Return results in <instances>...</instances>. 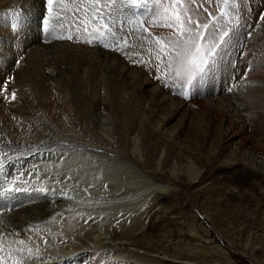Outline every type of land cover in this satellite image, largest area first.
Instances as JSON below:
<instances>
[{
	"label": "bare ground",
	"instance_id": "1",
	"mask_svg": "<svg viewBox=\"0 0 264 264\" xmlns=\"http://www.w3.org/2000/svg\"><path fill=\"white\" fill-rule=\"evenodd\" d=\"M157 1L163 2L54 0L49 6L47 0H0V264H76L87 260L85 252L90 248L81 238L66 236L61 225L65 216L59 217V225L51 221L57 211L54 204L18 206L21 199H46L44 192L36 189L49 188L44 174L50 175L52 170H36L35 160L41 153L50 158L48 148L56 149L54 144L59 152L68 149V154L77 155L76 163L88 159L96 169L112 163L105 156L93 155L91 148L96 152L118 150L125 157L135 155L142 167L159 172L162 163L169 162L172 175L179 170L176 163L185 161L190 188L201 186V175L213 171L215 178L235 183L230 193L233 205L240 197L264 205V26L259 30L255 20L264 1L253 5L243 0L239 16L246 19L244 26L224 32L226 35L225 22L218 17L233 16L231 1L222 2L223 14L222 5L216 8L212 16L217 11L220 14L206 30L199 31L204 38L197 37L200 50L193 52L197 62L202 57L206 63L192 78L176 76L177 64L169 65L183 42L181 48L173 47L171 42L178 34L156 23ZM49 7L52 12L45 15ZM46 16L49 20L42 29ZM93 16L104 17V23L91 19ZM16 24L19 26L13 30ZM139 38L149 41V53ZM222 71L226 81L218 78ZM72 110L75 115L69 123L66 112ZM52 158L53 162L60 159ZM49 164L46 162V167ZM61 170L56 171L65 175ZM5 175L8 178L4 179ZM84 181L79 185L89 187L94 178ZM242 182L253 185L252 189L240 186ZM56 199L62 208L66 205L64 196ZM206 204L200 206L207 219L215 214L213 219L221 223L231 215L229 224L237 223L232 209L225 212ZM246 209L244 217L249 218L253 212L250 206ZM146 213L144 210L133 224L125 223L121 231L113 226L109 231L129 245L160 253L162 249L155 245H160L159 241L144 243L143 235L135 236L144 227ZM82 221H78L80 235L90 239L91 229ZM203 223L208 234V225L205 220ZM20 238L26 244L18 243ZM172 249L164 255L178 264H200L194 249H177L179 255L187 252L188 259L183 260ZM92 254L88 257L94 263L100 254Z\"/></svg>",
	"mask_w": 264,
	"mask_h": 264
},
{
	"label": "rangeland",
	"instance_id": "2",
	"mask_svg": "<svg viewBox=\"0 0 264 264\" xmlns=\"http://www.w3.org/2000/svg\"><path fill=\"white\" fill-rule=\"evenodd\" d=\"M161 1L163 2L157 1L155 5L157 7H155L156 23L163 26L167 32H175L179 30V27L175 25L178 16L181 21H186L190 16L192 21H200L201 24L207 23L210 26L212 24V18H215L220 14L217 11L216 15L212 16L216 11V8H219L225 0H195V5H193L192 0ZM228 1H231L230 7L233 10V16L231 17L229 16V13H226L227 16L218 17L226 24L223 23V34H225L224 32L226 31L231 33L238 27L242 28L244 26V21H246L245 18L243 19L239 16L241 15L240 7L244 5L243 0ZM249 1L253 5H259L260 2H263L264 0ZM164 2L165 4H163ZM175 4H179V7L175 8ZM239 4L240 6L237 9ZM48 9L46 10L45 15H49L52 12V8L49 12ZM221 14H223V5L221 7ZM141 19L143 22L144 18L141 17ZM141 19L139 23H142ZM47 20L49 19L46 16L44 18L45 23H43L44 27L41 24L42 29L46 28ZM255 20L257 21L256 27L259 25L258 29H263L264 8ZM231 22L236 24L231 25ZM168 25H173V27H168ZM144 29L146 32L149 31V28L147 27ZM202 30L206 29L200 28L198 31ZM223 34L222 36L226 35ZM186 39L187 36L185 35H178V37L175 38V40H180L182 42ZM43 40L44 39H41V42H43ZM139 40L144 47L149 48L146 51L149 53L151 51L149 41H143L141 38H139ZM196 41H198V39ZM118 60L120 64L129 66V64L121 59ZM218 78L222 81H226L223 76V71L222 75ZM74 115L75 111L73 110L70 113L66 112V117L69 123L72 121L71 119ZM181 138L184 139V136H181ZM185 141L189 142L186 138ZM52 146L56 149L53 150V148H48V150L52 151L50 153H52L54 158H60H58V162H53L52 155L50 154L51 156L49 155V158L47 153L46 155L41 153V156L38 158L39 160H35V166L37 165L36 170L39 171L48 168H51L50 170H52V172H50L52 174L47 175L46 173L44 174L46 176L42 175V177L44 176L48 178V181L50 182L49 188L43 187L44 191H42V189L40 190L39 187L36 189L39 193L44 192L43 195L46 199L35 200L32 202H28L27 198L25 201L21 199V202H18V206L22 207L23 205L26 206L29 204V206L40 207V205L44 204H54L57 211L53 214L54 216L51 218V221L54 224L59 225V217L64 215L66 222H62L61 225L67 233L66 236L75 240H77L76 238H81L85 246L90 248L85 252L87 260L77 261L76 264H170L171 262L173 264H178L175 260L171 259L170 256L167 255L168 257H166L164 253L171 254V251L173 250L172 248H174L175 256H181L179 259L182 260L185 258L188 259L186 251L180 255L177 253V249L181 247L194 249L193 252L195 255H200V264H205V262H208L206 264H233L231 260L236 264H264V240H261V237L264 235V220L260 216L261 209H264V205L256 206L254 202H248L247 198L246 200H241L243 197L240 196H238L240 197L238 198V204L233 205L230 193L236 185L232 180H222L220 179L221 177L215 178L216 173L208 171L201 175V186L192 189L190 188V180L184 172L186 166L185 161L179 160V164L176 163V167L179 170L172 175L169 173V162H163V172L162 170L159 172V170L154 171V169H146L142 167L140 161L135 155L129 154L125 157L118 150L116 152L114 149L106 148L105 151L101 150L102 152H96L97 149L91 148L93 150L91 151L93 155L105 156L106 159H109L112 163V165L106 164L107 166L100 165L98 169H96L88 163V159H84L81 161L82 163H76L74 159H76L77 155L68 154L70 151L65 149L62 150V152L66 153L62 154V156V152L57 150L58 144ZM67 156L72 159L69 160ZM87 156H91L90 152L87 153ZM42 159L47 161H43ZM39 161L44 163L41 164ZM46 162L51 163L49 164V167H46ZM72 165L74 167H72ZM62 167L64 169H62ZM56 170L65 172V175H63L62 172L59 174V171L57 172ZM62 175L63 177H61ZM53 176H56L55 179H52L54 178ZM5 178H8V175H5L4 179ZM93 178L94 183L91 184L90 180H93ZM82 180H85L84 183L86 181L90 182L88 185L89 187H86L83 184L79 185ZM242 184L240 186H244L249 190L250 187L251 189L253 187V185L248 187L249 185L246 184L247 186H245V184ZM91 185L92 187H90ZM60 195L65 198L66 205H64L63 208L58 204L59 202H57L58 200L56 199ZM41 201L43 203H40ZM206 203L212 204L216 209L219 206L217 210H225V212L227 209H232V213L235 212L233 215L236 217L237 223L229 224V222H232L231 215L221 223L220 221H217V219H213L215 214H211V220L210 218L207 219L208 217L205 216L200 206V204L207 205ZM150 205H152L153 208H151L152 206L150 207ZM246 206H250L252 209L251 211L253 212V215L249 218L244 217V210L246 212L248 211ZM5 209L10 211L9 207H6ZM144 210L147 212L144 215V227L143 229H139L140 226H136L140 231H137L135 236L138 239L143 235L140 239L144 243H148L149 240L153 243L159 241L160 245H155H158V249H162L160 253H156V249L149 253V251H144L143 248L129 245L130 242L125 239H118L114 236V232L111 234L109 231L112 226L121 231L125 223L126 225L133 224L135 219L138 218ZM204 220L208 225V234H205L206 226L204 223L201 225V221L203 222ZM78 221H82L84 226L90 227V239L86 240L85 237H81L80 234L82 230L78 226ZM135 229L137 230V228ZM3 230L5 231V228H3ZM26 242H28V240ZM18 243L26 244L22 238L18 240ZM226 252L231 259L227 257L225 254ZM90 253H93L92 255L100 254L99 258H97L94 263H91L92 258L88 257ZM101 254L103 255L101 256ZM202 255L204 257H202ZM203 261L205 262L203 263ZM194 264H197L196 261H194Z\"/></svg>",
	"mask_w": 264,
	"mask_h": 264
},
{
	"label": "snow or ice",
	"instance_id": "3",
	"mask_svg": "<svg viewBox=\"0 0 264 264\" xmlns=\"http://www.w3.org/2000/svg\"><path fill=\"white\" fill-rule=\"evenodd\" d=\"M133 2H135V0H133ZM47 3L49 6H51L53 0H47ZM192 3L193 5H195V0H192ZM49 11H51V7H49ZM97 16H99V13H97ZM91 19L95 20L96 17L93 16L91 17ZM100 19H103V17L100 16ZM184 24H188L190 25V27H184ZM175 25L179 27V32H174V35L187 34L188 38L183 41L182 48L180 40H175L171 42L173 47L181 48V50L177 52L175 61H170L169 65H171L173 62L177 64V69L175 71L176 76H187L189 78H192L197 72L203 71L202 65L206 63V61L202 57L199 59V62H197L193 52L194 49L195 54H198L200 50V45L196 43L197 37H200L201 39L204 38L203 34L200 33L198 30L200 28L207 29L209 25L207 23L201 24L200 21H192L190 16L187 18L186 21H181L178 16ZM18 26V24L12 25L13 30H16ZM104 27H106V25ZM168 27H173V25H168ZM194 29H196V31H194ZM68 38L71 39L70 36ZM13 98H15V94H13ZM20 255H24V253L20 252ZM28 255H31V252H29Z\"/></svg>",
	"mask_w": 264,
	"mask_h": 264
}]
</instances>
